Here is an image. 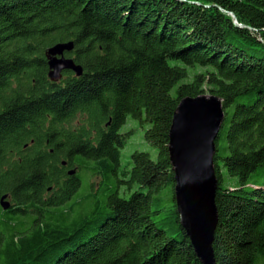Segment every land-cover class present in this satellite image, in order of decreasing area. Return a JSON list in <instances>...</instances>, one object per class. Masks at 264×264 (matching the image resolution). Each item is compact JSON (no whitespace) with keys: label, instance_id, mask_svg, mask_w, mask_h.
<instances>
[{"label":"trees","instance_id":"1","mask_svg":"<svg viewBox=\"0 0 264 264\" xmlns=\"http://www.w3.org/2000/svg\"><path fill=\"white\" fill-rule=\"evenodd\" d=\"M70 42L83 75L53 83L47 51ZM203 95L225 113L216 264H264V0H0V264H202L169 134ZM129 123L148 127L156 159L121 167Z\"/></svg>","mask_w":264,"mask_h":264},{"label":"water","instance_id":"2","mask_svg":"<svg viewBox=\"0 0 264 264\" xmlns=\"http://www.w3.org/2000/svg\"><path fill=\"white\" fill-rule=\"evenodd\" d=\"M74 48L72 42L59 43L47 51L51 80L59 82L64 72H72L77 77L83 75V68L73 59L66 57V54L73 52ZM224 120V108L221 100L216 96L185 98L174 115L169 134V153L175 175L178 214L181 225L187 231L196 256L202 264H216L213 244L219 215L215 204L218 180L214 156L216 140ZM207 172L210 173L208 176ZM72 174L73 172H70V175ZM198 175H204L201 179L202 183L198 182ZM208 177L211 178L208 180ZM193 182L199 183L197 189H193L190 185ZM5 199L6 197L1 200V207L8 211L11 205L5 202ZM206 217L214 219V223L209 225L203 219ZM207 231L211 236L208 238V248L203 254L197 244L201 242Z\"/></svg>","mask_w":264,"mask_h":264},{"label":"rangeland","instance_id":"3","mask_svg":"<svg viewBox=\"0 0 264 264\" xmlns=\"http://www.w3.org/2000/svg\"><path fill=\"white\" fill-rule=\"evenodd\" d=\"M239 27L243 28V25H239ZM130 126V128H129ZM131 128L134 130V135H132L128 142L126 147L123 149L122 153H121V167H124L129 161H130V157L133 153L135 152H147L151 155V157L153 159L157 158V151L154 147H152L146 140H145V132L148 129V127H144L141 128L139 127L138 123H136L135 125L133 124H129L127 127L124 128V131L127 130H131ZM224 177L225 180L228 181L229 178L227 176V172L224 170ZM120 180H122V178H120ZM92 189H91V193L90 194H94L96 195L99 192L100 189V181L98 180V178H94L92 180L91 183ZM81 188V189H80ZM80 188L76 191V194L79 195V193L83 194L84 192H87L89 190V185L87 183H84V185L82 184V186H80ZM133 191H126L125 186L122 185L119 189V196L120 197H126L129 198L130 195L132 194ZM75 194V195H76ZM74 195V196H75ZM83 197L81 198L82 200H84L85 198L88 197V194L86 195H82ZM99 198V197H98ZM80 199V200H81ZM78 200V201H80ZM5 202L9 203L10 205H12L13 203H11L10 200H6ZM93 207V203H91L89 205V208L91 209Z\"/></svg>","mask_w":264,"mask_h":264},{"label":"bare ground","instance_id":"4","mask_svg":"<svg viewBox=\"0 0 264 264\" xmlns=\"http://www.w3.org/2000/svg\"><path fill=\"white\" fill-rule=\"evenodd\" d=\"M50 71V70H49ZM63 78V77H62ZM49 80L51 81V82H53V83H57V82H55V81H53V80H51L50 78H49ZM208 173L209 172H207V176H208ZM210 174V173H209ZM73 175H74V172H73V174L72 175H70V177H73ZM202 176L204 177V175H198V182H200V183H202ZM206 176V177H207ZM209 178H211V177H208L207 179L209 180ZM210 182H211V180H210ZM197 184H199V183H197ZM196 184V182L194 183H190V185L192 186V188L194 189H197L196 187L197 186H199V185H197ZM202 185V184H201ZM200 216H202V215H200ZM204 219V221H206L209 225H211V224H213L214 223V219H212V218H203ZM218 223H219V221H218ZM214 226V225H213ZM217 227H218V224H217ZM214 228V227H213ZM206 230V229H205ZM186 231V230H185ZM186 233H187V231H186ZM187 236H188V233H187ZM209 236H211V234H209V231H207V234H205V235H203V237H202V240H201V242L199 243V244H197L198 245V247H200L199 249L202 251V253H203V251H205L208 247V241H209ZM188 239L190 240V238L188 237ZM190 242H191V240H190ZM191 245H192V247H193V249H194V251H195V248H194V246H193V244L191 243ZM204 254V253H203ZM205 255H207V252H205Z\"/></svg>","mask_w":264,"mask_h":264},{"label":"flooded vegetation","instance_id":"5","mask_svg":"<svg viewBox=\"0 0 264 264\" xmlns=\"http://www.w3.org/2000/svg\"><path fill=\"white\" fill-rule=\"evenodd\" d=\"M129 124H131V123H129ZM129 124H127L125 127H127ZM110 126V122L105 126L106 127V129H107V127H109ZM124 127V128H125ZM124 128H123V130H122V134L124 135V134H126L128 131H130V130H127V131H124ZM129 128H130V126H129Z\"/></svg>","mask_w":264,"mask_h":264}]
</instances>
